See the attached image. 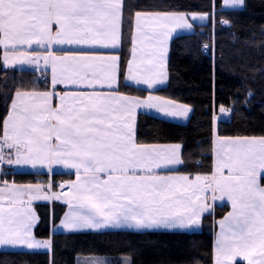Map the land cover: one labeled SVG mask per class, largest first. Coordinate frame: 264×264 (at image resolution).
Here are the masks:
<instances>
[{
  "label": "snow or ice",
  "instance_id": "1",
  "mask_svg": "<svg viewBox=\"0 0 264 264\" xmlns=\"http://www.w3.org/2000/svg\"><path fill=\"white\" fill-rule=\"evenodd\" d=\"M243 3L224 0L225 6ZM126 23L131 49L123 67L118 49ZM192 26L186 14L142 10L131 0H0V63L51 75V90H15L0 123V165L51 171L61 164L76 174L67 192L51 195L45 191L51 183L0 180V246L51 250V240L33 233V200L67 204L59 226L68 232L192 229L212 211L209 200H226L231 210L217 222L214 264H264V136L217 133L212 172L179 174L182 146L138 141L136 110L187 119L192 109L158 95L120 91L122 74L147 89L164 84L168 41L176 29Z\"/></svg>",
  "mask_w": 264,
  "mask_h": 264
},
{
  "label": "trees",
  "instance_id": "2",
  "mask_svg": "<svg viewBox=\"0 0 264 264\" xmlns=\"http://www.w3.org/2000/svg\"><path fill=\"white\" fill-rule=\"evenodd\" d=\"M241 9H227L223 0H131L142 10L178 13H207L211 20L196 25L195 31L175 36L170 45L169 80L155 94L190 106L185 122H176L139 113L136 118L138 141L147 144H180L183 164L177 172L210 174L213 168V120L223 106L229 118L220 119L221 136H264V0H244ZM228 21V24L221 23ZM211 44V49L203 45ZM131 46V29L125 25L121 63L126 67ZM1 51V50H0ZM8 71L0 64V123L7 112L10 96L17 88H35L43 82L32 73ZM120 79V91L145 96L146 90L127 85ZM45 174L11 173L6 164L2 180L16 184L35 183ZM72 175L54 174L53 179ZM64 205L37 204L40 220L35 236L51 239V252L0 250V264H76L81 256H105L111 264H213L215 222L228 211L216 206L203 216L196 231L106 230L51 234L64 212ZM243 264V263H237Z\"/></svg>",
  "mask_w": 264,
  "mask_h": 264
},
{
  "label": "crops",
  "instance_id": "3",
  "mask_svg": "<svg viewBox=\"0 0 264 264\" xmlns=\"http://www.w3.org/2000/svg\"><path fill=\"white\" fill-rule=\"evenodd\" d=\"M178 13V12H177ZM183 14H186L188 19H189V22L193 25L191 29H186V28H178L176 29L175 32H173L171 38L169 39L168 41V52H167V66H168V60H169V53H170V45H171V41L172 39L177 36V35H180V34H183V33H192L195 31V26L196 25H203V24H207L210 22L211 20V16L208 14V19L207 20H199V19H196V20H192L191 19V16L192 14H196V15H199V14H207V13H183ZM197 21V23H196ZM130 49H131V46H130ZM2 51V50H1ZM119 53L121 51V49H118ZM130 58V51H129V57L128 59ZM128 61V60H127ZM1 64V69L4 70V71H8V76H11L12 75V71H15V70H20V71H27V72H30L32 71V69L34 67L32 66H28V65H24V66H20V65H17L16 67H7L5 68L2 63ZM127 65V63H126ZM42 70L45 72L46 70L44 68H42ZM168 70V69H167ZM49 74V77H50V81H51V75H50V71L48 72ZM36 80V79H35ZM168 80H169V73H168V79L167 81L164 83V84H161V85H157L154 89H147L146 86L144 85H136L132 82H126L124 77H123V81L125 84L127 85H130L132 87H135V88H138V89H143V90H146L147 91V94L145 96H137V97H140V98H146L148 95L150 94H153V95H157L154 93L155 90L161 88V87H164L167 85L168 83ZM50 81L47 82V83H42L40 84L39 86H37V90H51V84H50ZM58 88H62L63 86H60L58 85L57 86ZM14 93H12V95L10 96V99L8 101V107H7V112L5 113L4 115V118L7 116L8 114V110H9V106H10V101H11V98L14 96ZM132 96V95H131ZM159 96V95H158ZM164 98V97H163ZM167 99V98H166ZM179 103V102H177ZM182 104V103H180ZM190 107V106H189ZM139 113H148V114H151L153 116H157V117H160V118H164V119H168V120H171V121H176V122H185L191 112L189 113V116L187 119H184V118H173V117H166L164 116L162 113H159L157 112L155 109H148V108H139L136 110V118H137V115ZM225 115V116H224ZM229 115L230 114H224L222 113L221 115H218V116H215L214 117V120H213V141H212V161H213V167H214V160H215V153H214V139H215V134H217V123L220 119H223V120H226L229 118ZM3 118V119H4ZM8 165V164H7ZM10 167V172L11 173H32V174H45L46 177L44 179H41V180H38L36 181L35 183H23V184H44V185H47L49 183H51L50 179L51 177L54 176V174H67V175H72L71 179H69L65 185L63 187H61V189H54L53 186L52 188L49 190L47 188H45V191L51 195L52 193H56V192H61V191H65L67 192L68 189L66 187V185L69 183V182H74L76 180V174H75V170L74 169H70V168H66L64 167L63 165L61 164H54L51 166V171H49V169L47 167H40L38 166L37 168H32L31 166H15V165H8ZM180 167V165L178 166H175L176 170ZM213 170V168H212ZM179 174H185V173H180L178 172ZM195 175V174H194ZM192 175V176H194ZM11 184V183H9ZM19 185V184H18ZM52 185V184H51ZM68 195H71L70 192H68ZM53 203H58V204H62L64 205V212L60 218V220L55 224V225H52L51 226V234H54V233H70L66 230H64L63 228H61L59 225H60V221L64 218L65 214L69 211V208H68V205L67 204H64L62 203L60 200H55V199H51V200H43V199H39V200H33L32 201V207L35 211V214L36 216L38 217V222L36 223L34 229H33V233L35 235V228L36 226L38 225L39 223V220H40V217H39V214L37 212V209H36V205L37 204H45V205H49V206H52ZM208 203L212 206V211L214 210V208L216 206H222V205H227L228 206V211L227 213L231 210V206L230 204L225 200V201H215L214 203L209 200ZM211 212H206L203 216H205L206 214L208 213H211ZM227 213L224 215L226 216ZM223 216V217H224ZM222 217V218H223ZM203 218V217H202ZM220 218V219H222ZM216 220L215 222V234H214V242H213V264H214V251H215V242H216V239H217V233L219 232V225H218V221L220 220ZM200 229V224L198 227H194L192 229H166V228H153V229H144V230H136V229H130V228H101V229H98V230H92V229H85V230H82V231H93V232H100V231H106V230H131V231H145V230H167V231H196V230H199ZM77 232H80V231H77ZM36 237V236H35ZM37 238V237H36ZM37 239H41V238H37ZM42 240H45V239H42ZM46 240H51L50 238L49 239H46ZM0 250H11V251H16V250H30V249H27V248H23V247H11V246H0ZM52 250V248H51ZM51 250H47V249H31V251H37V252H51ZM79 258V257H78ZM77 258V260H78ZM237 263H243V264H246L245 261H242V260H238ZM77 264V263H76Z\"/></svg>",
  "mask_w": 264,
  "mask_h": 264
},
{
  "label": "rangeland",
  "instance_id": "4",
  "mask_svg": "<svg viewBox=\"0 0 264 264\" xmlns=\"http://www.w3.org/2000/svg\"><path fill=\"white\" fill-rule=\"evenodd\" d=\"M224 6H225V4H224ZM244 6H245V1H244L242 6H240V5L225 6V8H227V9H241ZM196 23H197V21H196ZM183 34H189V33L187 32V33H183ZM204 45H208V48L206 50L211 49V44L206 43ZM204 45H203V47H204ZM204 49H205V47H204ZM211 51H212V53H214L213 49H211ZM97 261H102V262H104V264H111L110 259L108 257H105V256H81L78 258V260H76V263L77 264H97ZM121 264H130V258L127 256H123L121 258Z\"/></svg>",
  "mask_w": 264,
  "mask_h": 264
},
{
  "label": "built area",
  "instance_id": "5",
  "mask_svg": "<svg viewBox=\"0 0 264 264\" xmlns=\"http://www.w3.org/2000/svg\"><path fill=\"white\" fill-rule=\"evenodd\" d=\"M35 73V75L41 80V81H48L49 80V77L48 75H45L41 69L37 70V69H34L33 71ZM65 181L63 180H59V181H56L55 182V185L57 188H61L63 185H64Z\"/></svg>",
  "mask_w": 264,
  "mask_h": 264
},
{
  "label": "bare ground",
  "instance_id": "6",
  "mask_svg": "<svg viewBox=\"0 0 264 264\" xmlns=\"http://www.w3.org/2000/svg\"><path fill=\"white\" fill-rule=\"evenodd\" d=\"M205 46V45H204Z\"/></svg>",
  "mask_w": 264,
  "mask_h": 264
}]
</instances>
